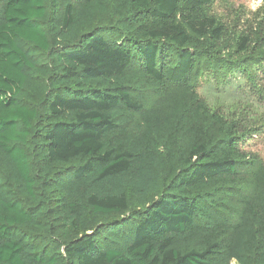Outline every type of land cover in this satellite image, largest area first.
Here are the masks:
<instances>
[{
  "label": "trees",
  "instance_id": "obj_1",
  "mask_svg": "<svg viewBox=\"0 0 264 264\" xmlns=\"http://www.w3.org/2000/svg\"><path fill=\"white\" fill-rule=\"evenodd\" d=\"M213 1L0 0V264H264V162L196 93Z\"/></svg>",
  "mask_w": 264,
  "mask_h": 264
},
{
  "label": "rangeland",
  "instance_id": "obj_2",
  "mask_svg": "<svg viewBox=\"0 0 264 264\" xmlns=\"http://www.w3.org/2000/svg\"><path fill=\"white\" fill-rule=\"evenodd\" d=\"M207 12L224 25L226 37L214 70L199 78L196 93L212 112L237 128L242 151L264 162V49L259 50L264 43V0H214ZM246 34L256 38L248 53L229 49L232 36ZM140 131L136 123L133 132Z\"/></svg>",
  "mask_w": 264,
  "mask_h": 264
}]
</instances>
